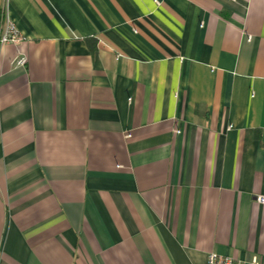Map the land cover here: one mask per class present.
Listing matches in <instances>:
<instances>
[{
    "label": "crops",
    "instance_id": "obj_1",
    "mask_svg": "<svg viewBox=\"0 0 264 264\" xmlns=\"http://www.w3.org/2000/svg\"><path fill=\"white\" fill-rule=\"evenodd\" d=\"M6 18L0 264H264V0H0V37Z\"/></svg>",
    "mask_w": 264,
    "mask_h": 264
},
{
    "label": "built area",
    "instance_id": "obj_2",
    "mask_svg": "<svg viewBox=\"0 0 264 264\" xmlns=\"http://www.w3.org/2000/svg\"><path fill=\"white\" fill-rule=\"evenodd\" d=\"M24 36L17 29L13 21L9 18L5 19L4 29L0 37V42L2 44L6 43H20L23 41ZM120 56V55H119ZM27 63V57L23 54H20L16 60L15 64L19 66H24ZM257 201L264 204V195L257 196ZM206 264H244L234 260L229 256H224L218 253H211L208 256ZM252 264H262L257 257L253 258Z\"/></svg>",
    "mask_w": 264,
    "mask_h": 264
}]
</instances>
